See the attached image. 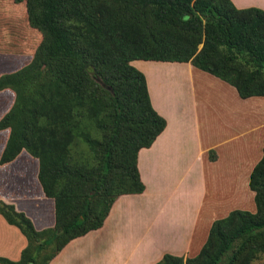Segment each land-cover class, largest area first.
Returning a JSON list of instances; mask_svg holds the SVG:
<instances>
[{
    "label": "trees",
    "instance_id": "obj_1",
    "mask_svg": "<svg viewBox=\"0 0 264 264\" xmlns=\"http://www.w3.org/2000/svg\"><path fill=\"white\" fill-rule=\"evenodd\" d=\"M10 1L37 37L27 63L0 75V92L12 94L0 116L6 131L0 166L21 153L30 159L38 188L52 201L53 224L36 230L0 200V217L26 241L18 260L0 257V264H47L68 241L98 229L118 196L143 191L137 153L165 121L130 61L189 63L232 86L240 99L264 97L258 9L238 10L229 0ZM102 3L112 14L100 19ZM248 186L253 214L230 212L211 225L194 258L165 255L156 264H219L227 252L225 264H234L240 253L264 252V139Z\"/></svg>",
    "mask_w": 264,
    "mask_h": 264
},
{
    "label": "crops",
    "instance_id": "obj_2",
    "mask_svg": "<svg viewBox=\"0 0 264 264\" xmlns=\"http://www.w3.org/2000/svg\"><path fill=\"white\" fill-rule=\"evenodd\" d=\"M229 1L238 10L264 12V0ZM129 65L143 75L150 106L165 121L151 145L137 153L144 189L118 196L98 229L68 241L47 264H156L165 255L192 259L215 221L232 211L255 212L248 184L262 158L264 97L240 99L232 86L189 63ZM29 180L33 188L24 187ZM0 200L36 230L53 224L52 201L42 195L24 153L0 166ZM43 201L50 207H38ZM25 245L20 232L0 217V257L16 261Z\"/></svg>",
    "mask_w": 264,
    "mask_h": 264
},
{
    "label": "rangeland",
    "instance_id": "obj_3",
    "mask_svg": "<svg viewBox=\"0 0 264 264\" xmlns=\"http://www.w3.org/2000/svg\"><path fill=\"white\" fill-rule=\"evenodd\" d=\"M97 8L102 12L99 16L100 19L112 14L111 8L106 4H99ZM111 36V32L106 29L105 37L110 40ZM36 37V32L26 26L21 8L13 5L10 0H0V75L13 72L27 63L30 54L29 49L35 45ZM196 48L199 50L201 44ZM11 100L12 94L9 91L0 92V116L9 108ZM5 137L6 131H0V150ZM81 147V152L85 154L86 148L83 145ZM21 162L23 163L22 160ZM15 186L20 190L19 178L16 180ZM24 187L33 188L32 181L29 180L24 184ZM45 206L50 207V202L43 201V203L38 204L40 208ZM238 244L239 241L235 243L234 247L236 248ZM247 249L253 250V246L250 245ZM230 255V252L225 253L219 264H225ZM234 264H264V252L253 253L248 258L246 252L240 253Z\"/></svg>",
    "mask_w": 264,
    "mask_h": 264
}]
</instances>
